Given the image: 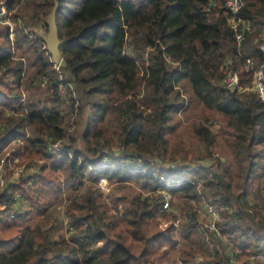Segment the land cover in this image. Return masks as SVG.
I'll return each instance as SVG.
<instances>
[{
    "label": "trees",
    "instance_id": "1",
    "mask_svg": "<svg viewBox=\"0 0 264 264\" xmlns=\"http://www.w3.org/2000/svg\"><path fill=\"white\" fill-rule=\"evenodd\" d=\"M55 1L60 72L43 39H33L17 22V12L30 3L33 18L46 29L45 18ZM242 1L237 19L256 31L245 35L238 48L225 0H0L3 21L13 25L10 29L0 20V152L15 145L12 158L43 161L37 174L0 189V264H174L162 248L179 244L178 218L162 208L166 195L186 199L180 211L185 217L181 236L189 238L200 228L209 236L208 252L200 262L195 247L181 244L180 264L264 258V194L259 191L264 101L254 92L238 93L222 84L226 62L242 84L251 76L245 60L263 62L255 39L264 25V0ZM19 44L31 46L33 76L25 77L23 62L14 56ZM59 75L82 99L79 112L91 110L83 127V149L61 113ZM34 77L47 79L52 105L22 106V90ZM186 79L203 107L219 113L232 129L234 170L211 154L214 136L204 124L194 132L206 145L202 157L207 164L182 161L188 158L186 152L170 149L171 116L183 105L176 86ZM107 114L117 123L115 138L102 126ZM55 144L58 149L52 151ZM177 158L182 160L175 163ZM59 170L73 191L63 217L74 232L58 244L59 222L45 215L43 194L58 187L54 175ZM100 178L134 182L140 191L129 206L110 208L98 189ZM15 194L25 211L6 218ZM202 203L217 211L216 232L202 224Z\"/></svg>",
    "mask_w": 264,
    "mask_h": 264
},
{
    "label": "rangeland",
    "instance_id": "2",
    "mask_svg": "<svg viewBox=\"0 0 264 264\" xmlns=\"http://www.w3.org/2000/svg\"><path fill=\"white\" fill-rule=\"evenodd\" d=\"M224 8V6H223ZM33 11L34 7L30 3H24L21 10L17 12L18 18L17 22L19 24L26 26L27 32H32L34 37L33 39H43L46 35V29L43 27L41 22H37L33 18ZM5 9H1V14L5 15ZM0 14V20L2 23H8L10 25V29L13 28V25L11 22L3 21ZM5 20V19H4ZM229 20V18H228ZM230 23V22H229ZM20 28V27H19ZM263 30L264 25L261 27L260 31H258L257 38L255 39V43H258L259 41L263 40ZM256 28H252L250 25V32L246 35L255 32ZM15 58L18 60H21L23 62V66L25 68L24 75L25 77L33 76L36 70V65L34 61V56L32 53L31 46L25 45V44H19L16 47V50L14 52ZM60 63V62H59ZM59 63L57 64V68L55 70L57 72H60L59 69ZM225 66V65H224ZM244 69H245V63H244ZM250 74V72H248ZM251 80V76H250ZM247 82L246 84L250 83ZM47 79L44 77L42 78H33L32 84H30L26 90H22V105H25L26 103H37L39 102L40 106L42 105H52L53 104V96L51 94V87L47 86ZM176 89L178 91V94L180 96V99L183 101L182 108L173 113L171 116L170 124L173 126L172 132L170 133V140H169V147L172 151H183L186 152L188 155L187 160H182L180 158H177L175 163L182 161H191L196 160L195 162H202V163H208L207 158H203L202 155H204L206 150L205 143L198 139L195 136L194 129L199 124L206 125L211 133L214 136V144L210 147L211 154H213L214 157H218L222 162L229 163L232 167V170L235 169V164L233 162V157L231 155V140H232V129L228 126H226V123L224 122L222 116L213 111L209 110L203 107L201 102L193 95L191 91V85L190 82L186 79L181 81L177 86ZM75 94L72 93H60L56 92L59 100L61 101L60 109L61 113L65 116V124L66 128H68L70 135L77 139V146L81 149L85 147V141L82 138L83 133V127L85 124V118L87 116H90L91 110L88 108H85V112H79V104L82 102V99H79V96L74 90ZM72 107V108H71ZM104 128H106L109 132V134L115 138L116 135V128L117 123L113 119V117L110 114H107L104 122L102 124ZM32 129L29 128L27 130V135H32ZM15 148V145L13 147H5L1 150L0 156H3L6 151L9 149ZM197 158V159H196ZM18 164L22 165H29V163H35L38 166H41L43 164V161L40 159H34L29 163L23 162L20 158H17ZM13 166V164H12ZM191 166H194L193 163H191ZM9 175H6V178L9 179ZM54 178L56 181H60L57 188L47 191L43 194L44 197V205H45V215L47 217H54L59 222V227L57 229V234H59V238H57L58 244L61 241V237L63 239H68V237L74 232V230H71L68 225L65 224L64 217H63V208L65 203L67 202L70 195L73 194V191L71 189V184L67 180L66 173L62 170H59L55 173ZM264 178V176L262 177ZM104 179L105 181H102V186H100L99 181ZM97 182V186L99 191L103 194V201L108 204L110 208H113L116 204H123L126 206L130 205L131 199L139 193V185L134 182H128V183H116L113 181H108L105 178H100ZM88 185V182H85L83 187L80 189V193L84 192L86 189V186ZM259 191L263 193L264 191V180L260 182L259 184ZM36 192V191H35ZM165 194V193H164ZM166 200L168 201V206L166 209L167 212H173L177 216L178 221V230H177V236L179 238V245L178 249L183 243H187L189 245H192L195 247L198 251L196 255V261L200 262L203 260V255H206L208 252V244L207 240L209 238L208 235L203 234V229L200 228L198 231L193 232L191 236L183 237L180 234L181 226L183 224V221L185 219L183 214H181V207H185L187 204L186 199L182 197H176L173 198L170 195H166ZM22 200V198H21ZM23 201V200H22ZM24 202V201H23ZM192 204V203H191ZM25 205V204H24ZM208 207H213L208 204L202 203L198 206L200 218L202 221V224L204 227H206L210 232H216L215 228V221L217 220L218 216L214 220V218L208 213L207 209ZM214 208V207H213ZM213 224L214 228L211 227ZM66 225V228H65ZM72 228V227H71ZM205 235V237H204ZM224 242H226L224 240ZM176 247L173 249H166L169 253V257L173 260V262H176V259L178 257V249ZM165 249V248H164ZM264 262V258L260 260L259 259H252L251 257L245 260V262L241 263H235L231 260V264H256L257 261ZM179 264V263H177Z\"/></svg>",
    "mask_w": 264,
    "mask_h": 264
},
{
    "label": "built area",
    "instance_id": "3",
    "mask_svg": "<svg viewBox=\"0 0 264 264\" xmlns=\"http://www.w3.org/2000/svg\"><path fill=\"white\" fill-rule=\"evenodd\" d=\"M242 2V0H225L224 2V9L230 16L228 20L229 28L234 32L235 41L238 48L244 42L245 35L250 32V24L248 22L237 19V14ZM258 49L262 54V63H256L252 58L245 60V70L247 72H250L251 75L249 84H242L238 74L228 69L229 62H226V64H224V77L222 80V84L225 88L231 91H236L238 93H245L247 91L254 92L262 101H264V30L263 40L258 42ZM54 67L57 68V65H54ZM58 78L60 79V83L57 86L58 92H69L75 94V89L71 82L61 81L62 78L60 77V75ZM26 110L27 107H24L23 111L26 112ZM56 149H58V144L54 145L52 151ZM10 150L11 149L6 151L3 156H0V189L2 191L7 188L8 183H12L19 178L26 179L39 172V166L35 163H29V165L18 164L17 158H12V156H10ZM7 174L10 176L9 179L6 178ZM102 181L105 180L102 179L99 181L100 186H102ZM24 204L25 203L21 200L20 196L18 194H15L12 207L5 215L6 218L13 219L16 215H20L21 213H23L25 211ZM167 206L168 201L165 197V202L163 203L162 208L166 209ZM207 211L215 220L217 217L216 209L213 207H208ZM0 217H2L1 214ZM211 227L214 228L213 224L211 225ZM70 229L73 230L71 227ZM251 258L259 259V256L253 255Z\"/></svg>",
    "mask_w": 264,
    "mask_h": 264
},
{
    "label": "water",
    "instance_id": "4",
    "mask_svg": "<svg viewBox=\"0 0 264 264\" xmlns=\"http://www.w3.org/2000/svg\"><path fill=\"white\" fill-rule=\"evenodd\" d=\"M58 10V3L55 1L50 13L45 18L46 35L43 38L47 53L50 55L51 63L57 65L61 60V53L59 50L60 40L58 38V30L56 24V13Z\"/></svg>",
    "mask_w": 264,
    "mask_h": 264
},
{
    "label": "crops",
    "instance_id": "5",
    "mask_svg": "<svg viewBox=\"0 0 264 264\" xmlns=\"http://www.w3.org/2000/svg\"><path fill=\"white\" fill-rule=\"evenodd\" d=\"M264 180V178H262V181ZM263 194H264V191H263ZM64 221H65V219H64ZM66 224V223H65ZM67 225V224H66ZM66 225H65V228H66ZM59 234H56V237H55V239L57 240V238H59ZM66 239H67V237H66ZM66 239H63L62 237H61V240H66ZM58 242V241H57ZM179 245V244H178ZM178 245L177 246H175L176 248L178 247ZM71 247V246H70ZM175 247H168V246H163L162 248H165V249H173V248H175ZM178 249V248H177ZM63 253L65 254V252L63 251ZM178 253H179V249H178ZM66 254H68V253H66ZM167 254H168V256H169V253H168V251H167ZM260 258V257H259ZM261 259H263V258H260V260ZM176 262L177 263H179V261H178V259H176ZM177 263H175L174 262V264H177ZM180 264V263H179Z\"/></svg>",
    "mask_w": 264,
    "mask_h": 264
}]
</instances>
